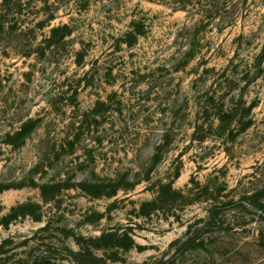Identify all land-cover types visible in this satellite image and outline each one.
<instances>
[{
	"label": "rangeland",
	"instance_id": "1",
	"mask_svg": "<svg viewBox=\"0 0 264 264\" xmlns=\"http://www.w3.org/2000/svg\"><path fill=\"white\" fill-rule=\"evenodd\" d=\"M238 4L0 0V264H264V0Z\"/></svg>",
	"mask_w": 264,
	"mask_h": 264
},
{
	"label": "trees",
	"instance_id": "2",
	"mask_svg": "<svg viewBox=\"0 0 264 264\" xmlns=\"http://www.w3.org/2000/svg\"><path fill=\"white\" fill-rule=\"evenodd\" d=\"M172 6L174 10H185L188 9L189 7L193 8L192 11L189 12H194V10L198 11L197 14H199L198 20H196L197 23H200V25L206 24L209 21H212L215 17H219L221 20V25H227L230 24L235 16H236V7L239 6L238 0H165ZM4 5H7L8 0H3ZM224 11H229V14H224L222 13ZM191 16V15H190ZM53 17H50L49 20H52ZM63 28H54L51 32L50 39H54L58 36L59 32L62 31ZM3 31V27L0 28V32ZM123 39L125 41H129L130 43L133 42L136 39V35L134 32H128L123 36ZM163 191L164 187H160V190L158 191V199L155 198L152 204H157L159 202V199L161 198V195L163 197ZM41 194L45 198L47 195V190L45 191V188H41ZM218 207H214L209 211V217L212 222H214L217 218L218 212H217ZM120 236H125L124 234H121ZM187 240V239H186ZM192 240V239H188ZM195 240V239H194ZM188 241V242H190ZM114 246V245H113ZM93 248L86 247V248H80L77 254H72L73 256L80 257L83 259L78 260V264H93V262H89L87 260V257L95 258L94 254L92 253ZM86 258V259H84ZM106 259H111L110 257ZM77 261V258H76ZM18 264H43L40 263V260L38 258H33V259H24L20 260ZM148 264H154V263H148Z\"/></svg>",
	"mask_w": 264,
	"mask_h": 264
}]
</instances>
